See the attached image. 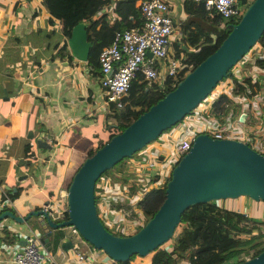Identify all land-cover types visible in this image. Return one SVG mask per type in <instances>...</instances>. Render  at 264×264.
<instances>
[{
	"label": "water",
	"instance_id": "95a60500",
	"mask_svg": "<svg viewBox=\"0 0 264 264\" xmlns=\"http://www.w3.org/2000/svg\"><path fill=\"white\" fill-rule=\"evenodd\" d=\"M245 7L216 48L207 53L191 69L183 72L175 85L164 91L142 112H138L119 132L108 136L103 143L87 154L72 172L64 187L66 210L64 217L55 216L51 207L31 208L16 214L11 208H0V230L7 219L31 223L39 231L41 248L50 249V238L58 235L57 244L70 248L68 239L62 238L65 225H73L80 237L107 254L110 260L125 261L132 253L145 255L166 241L177 223L179 214L188 205L228 197L247 196L264 202V154L233 137L213 138L206 132L197 133L190 147L170 169L163 186V199L130 234H117L98 220L93 186L104 168L128 157L133 151L153 140L163 129L177 122L189 112L215 84L228 72L264 30V0H240ZM214 41L215 37L210 34ZM83 22H76L65 40V45L76 59L86 60L89 41ZM242 114H239L241 119ZM44 132L34 137L40 148H49L43 140ZM21 161V159L19 160ZM29 227H34L28 223ZM60 237V238H59ZM62 238V239H61ZM6 240L0 239V245ZM1 247V246H0ZM229 264H264V247L253 256Z\"/></svg>",
	"mask_w": 264,
	"mask_h": 264
},
{
	"label": "crops",
	"instance_id": "0c3cea01",
	"mask_svg": "<svg viewBox=\"0 0 264 264\" xmlns=\"http://www.w3.org/2000/svg\"><path fill=\"white\" fill-rule=\"evenodd\" d=\"M167 2L174 23L186 15L182 0ZM112 4L113 0L101 9L107 21L114 18ZM49 15L41 0H0V208H11L16 214L52 208L60 198L58 189H64L69 167L106 134L107 122L113 121L104 116L109 109L104 106L97 69L72 56L66 45L57 49L67 38L56 18ZM177 39L168 47L174 54L179 51ZM209 39L210 35L201 32L197 43ZM40 131L49 148L35 145L34 137ZM16 187L18 191L9 195ZM248 199V215L261 217L264 202L252 207ZM240 200L237 196L224 204L235 207ZM7 221L4 228L15 236L6 243L22 245L29 224ZM55 247L40 264H80L71 248ZM79 247L89 246L81 241ZM184 250L176 248L175 263L187 264V257L180 259ZM12 253L9 246L0 248V264H12Z\"/></svg>",
	"mask_w": 264,
	"mask_h": 264
},
{
	"label": "built area",
	"instance_id": "2783aa9c",
	"mask_svg": "<svg viewBox=\"0 0 264 264\" xmlns=\"http://www.w3.org/2000/svg\"><path fill=\"white\" fill-rule=\"evenodd\" d=\"M192 1H202L208 13H217L226 22L238 18L245 7L240 0ZM137 3L140 25L114 31L112 38L102 45L97 55L99 83L107 110L111 108V103L116 107L125 104L127 88L135 75L146 81L149 88L164 90L173 87L178 76L189 67L182 53L174 54L168 48L182 33L179 21L174 23L171 19L167 0H142ZM261 54H264V47L259 42H253L228 67L225 79L219 80L189 112L182 114L175 124L163 129L153 140L137 149L135 154L124 158L122 167L127 176L124 181L111 180L107 175L96 179L92 190L95 213L104 227L124 235L144 223L136 200L142 197L145 190L165 184L172 165L190 147L197 133L206 132L213 138L233 137L264 154V92L252 83L259 73L264 74V64L259 65L254 61V57ZM244 61L249 62L248 66L243 65ZM245 76L249 77L248 81L243 79ZM233 79L241 84L243 93L228 92ZM220 92L237 102V112L232 113L231 107L225 111L211 109L210 101ZM63 194L64 189H58L57 196L60 198L56 197L52 207L59 218L64 217L66 210V203L61 198ZM246 197L241 196L234 207L243 215H248ZM261 217L264 219V214ZM64 231L63 237L69 240L76 261L91 264V247H79L82 239L73 225H65ZM37 235L34 227L27 229L20 249L16 248L12 253V264L42 263L45 258L39 252L41 243Z\"/></svg>",
	"mask_w": 264,
	"mask_h": 264
},
{
	"label": "trees",
	"instance_id": "16d2710c",
	"mask_svg": "<svg viewBox=\"0 0 264 264\" xmlns=\"http://www.w3.org/2000/svg\"><path fill=\"white\" fill-rule=\"evenodd\" d=\"M138 1L142 0H113L111 11L114 18L107 21L105 19L106 12L101 9L110 4L111 0H41L43 6L50 14L49 16L56 18L59 30L65 38H68L71 28L76 22H83L86 30V40L89 41L86 60L90 66L97 69V73H99L97 60L99 49L102 45L109 42L114 31H122L126 28L140 25ZM182 7L186 15L178 22L182 34L177 39L176 46H174L179 51H182L185 56L183 59L189 62V70L207 53L216 48L217 43L228 32L229 24L235 22L238 18L232 19L230 22L223 21L219 14L213 11L208 13L204 9L202 1L196 3L192 0H182ZM221 24H223L222 27H220ZM201 32L208 35L213 34L215 37L214 41H211L212 37L210 35L211 39L201 41L198 44ZM173 42L175 41L173 40ZM254 42H259L264 47V30ZM187 45L191 49L187 48ZM58 48L59 50L65 48V43L62 42ZM254 61L259 65H263L264 54L255 56ZM248 64V61L243 63L244 66H248ZM182 75L180 74L178 78ZM223 79L225 77L220 80ZM243 79L248 81L249 77L245 76ZM252 83L255 88L263 89L264 74L259 73ZM170 88L172 87H167L164 90L151 89L147 86L146 81L140 79L139 75L132 77L127 88L125 104L122 107H116L113 103L110 104L111 108L104 112V116L111 117L113 121L107 122L106 134L98 139L92 147L89 146L84 156L91 154L112 133L119 132L138 112L144 111L157 97ZM228 92L243 93L241 84L236 79H233ZM210 107L213 111H225L231 107L232 113L237 112V102L233 101L228 94L222 92L218 93L210 101ZM135 152L133 151L132 155ZM84 156L69 167L68 176L63 187L67 186L72 172ZM124 158L112 163L110 167L104 168L99 177L107 175L111 180L124 181L127 176L123 167L116 169V166ZM164 185L154 186L145 190L141 195L142 197L136 200V205L139 206L143 220L153 213L163 199ZM18 188L16 187L12 192L8 190L9 195L15 194ZM6 208L2 207L1 210ZM58 235H53L50 238L51 252L56 248ZM14 236V233L3 228L0 239L7 241ZM182 236H186V241L181 240ZM84 241L87 242L86 240ZM175 244L177 245L176 247H174ZM177 247L181 248V250L189 248L186 254L187 264H229L233 261H240L253 256L254 253L264 247V219L254 215H243L234 207H227L223 199H211L208 202L195 203L181 210L179 222L175 226L172 235L166 241L158 243L154 249L148 251L145 255L140 256L132 253L128 260L115 261L114 259H109L106 264H126L129 261L130 264H174L176 258H172L171 255L175 253ZM91 264H98V258H94Z\"/></svg>",
	"mask_w": 264,
	"mask_h": 264
},
{
	"label": "rangeland",
	"instance_id": "374dc122",
	"mask_svg": "<svg viewBox=\"0 0 264 264\" xmlns=\"http://www.w3.org/2000/svg\"><path fill=\"white\" fill-rule=\"evenodd\" d=\"M248 1V0H247ZM81 142V141H80ZM122 162L123 161H121L117 166H116V169L117 168H122ZM125 162V161H124ZM123 174V173H122ZM235 198H237V197H228V198H225V199H223L224 200V202H225V204H228L229 203V200H234ZM249 198V197H248ZM219 200H221V199H219ZM249 201H250V203H251V205H252V207L256 204V203H258V202H260V201H263V200H261V199H258V200H256V199H251V198H249L248 199ZM222 202V201H221ZM228 206V205H227ZM258 210H259V206H258V208L257 209H255L254 210V212L255 213H257L258 212ZM26 222L27 223H30L32 226H34L32 223H31V220H26ZM36 227V225L34 226V228ZM36 229V228H35ZM36 232H37V234L39 233V231L36 229ZM186 238V236H182V240H184ZM82 239V238H81ZM82 241H83V243L84 244H87L89 247H91V249H92V252H94V251H96V250H98V249H96V248H94V247H92L91 245H90V243L88 242H85L84 241V239H82ZM77 244V243H76ZM80 245V244H79ZM1 247V249H4V250H7L8 249V246L11 248V250H15L16 248H18V249H20V247H21V245H19V246H16V244L14 243V245H10L9 243H3L2 245H0ZM14 247H16V248H14ZM39 248V252L43 255V257L44 258H47L46 260H48V256H47V252H46V250L44 249V248H41V246H39L38 247ZM84 248H86V247H84ZM188 250H189V248H187V249H185L183 252H181V257H182V260L184 259V258H186V254L188 253ZM96 252H94L93 253V259L94 258H98V264H106V262H104V260L107 258V257H109L107 254H105L104 252H103V254L102 255H98V254H95ZM172 256V258L175 256V255H171ZM46 260H44V261H46ZM128 263H130V261L128 262ZM175 264H180L179 262L178 263H175Z\"/></svg>",
	"mask_w": 264,
	"mask_h": 264
}]
</instances>
